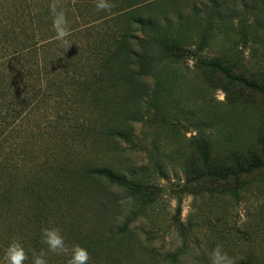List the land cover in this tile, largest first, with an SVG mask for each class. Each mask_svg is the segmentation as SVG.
Instances as JSON below:
<instances>
[{
  "label": "rangeland",
  "instance_id": "obj_1",
  "mask_svg": "<svg viewBox=\"0 0 264 264\" xmlns=\"http://www.w3.org/2000/svg\"><path fill=\"white\" fill-rule=\"evenodd\" d=\"M143 1L151 3L140 14L161 19L173 12L185 11L201 0H110L116 5L111 11L119 5L128 7ZM219 1L224 3L226 14L222 21L214 23L205 55L209 59L222 58L230 64L238 60L242 66L238 72L262 87L263 92L248 85L234 87L239 97L231 100L232 96L224 91L229 86L228 79L210 70H187L185 78L174 76L166 82L171 88V101L191 107L198 118H206L209 113L219 124L214 148L226 159V168L211 165L205 169L197 155L184 150L187 144L182 142V136H194L196 131L192 127L175 126L173 130L161 132V128L135 123L130 142L108 137L103 131L124 129L129 126L131 115L143 112L140 98L145 87L141 83H122L111 96L115 97L113 103L111 100L109 108L103 112L104 121L93 119L90 131L73 141L66 138L67 144L63 140L55 149H51L53 127L44 126L41 118V124L37 118H30L24 133L15 130L17 126L4 130L0 137L3 179L8 177V170L26 166L32 190L49 197H52V189L46 183L51 179L57 181L60 195L44 212L47 222L44 225L43 221L42 225L60 228L68 245L93 240L97 248L93 249L94 255L111 264H161L159 261L166 253L183 249L185 241L187 257L181 264H210L209 253L217 244H222L235 264H264V46L244 43L237 36V21L226 17L232 9V0ZM245 3L249 6L248 12L254 8L258 24L264 30V0H245ZM235 5L238 13L244 12V3ZM260 34L264 38V31ZM188 65L192 69V62ZM199 101H203V105ZM35 122L39 124L34 125ZM49 154L48 160L55 165L48 169L42 163ZM254 159L261 162V168L250 169ZM102 167L154 185L153 208L141 215L137 209L142 206L127 200L125 192L86 175L89 169ZM161 169L165 177H161ZM185 170L189 175H185ZM211 174L232 175L224 182L212 178ZM24 181L25 178L20 179L15 187L21 189ZM68 199L73 200L71 206L74 207L65 204ZM26 200L28 197L21 196L18 201L28 203ZM105 201H109L108 210H105ZM178 202L180 215L176 216ZM134 212L138 218L130 224L132 231L126 229L112 236ZM233 225L250 232L251 240L227 235ZM34 226L29 223L19 230L16 228L13 235L8 230H0V264H4L7 246L13 240L22 244L23 235L32 232ZM22 246L26 253L30 252L28 247ZM200 253L203 255L198 256ZM69 258L70 253H48L47 256L48 264H67ZM25 264H31V257Z\"/></svg>",
  "mask_w": 264,
  "mask_h": 264
},
{
  "label": "trees",
  "instance_id": "obj_2",
  "mask_svg": "<svg viewBox=\"0 0 264 264\" xmlns=\"http://www.w3.org/2000/svg\"><path fill=\"white\" fill-rule=\"evenodd\" d=\"M51 3L53 0H0V137L4 130L15 126V130L24 133L30 118H41L44 126L53 127L51 149H55L63 144V140L67 144L66 138L70 137L73 141L80 134L90 131L93 119L104 121L106 116L103 112L109 108L111 100L113 103L115 97L111 96L122 83H141L145 87L140 98L144 104L143 112L131 115L128 119L130 124L124 129L110 128L103 132L110 138L128 143L134 135L135 123L161 128V132L173 130L175 126L192 127L196 131L194 136H182V142L187 144L184 150L197 155L205 169L211 165L218 169L226 168V159L221 158L214 148L219 124L209 113L206 118H198L191 107L171 101V88L166 82L174 76L185 78L187 70H210L228 79L229 86L224 91L232 96L231 100L239 97L234 87L248 85L263 92L262 87L238 72L242 69L238 60L230 64L222 58L209 59L205 55L214 23L222 21L226 14L223 2L201 0L185 11L179 10L159 19L140 14L151 2L143 1L128 7L119 5L108 13L96 9V0H59L71 28L68 37L70 47L61 46L55 39L53 15L49 8ZM237 3H244L243 13L235 10ZM230 4L232 9L226 17L237 21V36L244 43L264 46V38L260 34L264 30L258 24L254 8L248 12L245 0H232ZM200 26L202 28L195 32ZM189 61L193 64L192 69H189ZM199 102L201 105L204 103ZM206 105L210 106L209 103ZM86 122H89L88 126ZM50 158L49 154L42 166L49 169L55 165L54 161L48 160ZM3 165L0 159V230H8L13 235L16 228L19 230L34 223L36 226L32 232L22 238V244L28 247L31 257L32 250L46 249V245L41 243L42 223L45 221L46 225L44 212L60 195L58 183L52 179L46 183L52 189V197L36 193L28 180L31 177H28L26 166H16L15 171L13 168L8 170V177L3 179ZM261 167V162L255 159L250 165L252 170ZM159 173L161 177L166 176L162 169ZM184 173L189 175L186 170ZM206 173L209 174L208 171ZM86 175L125 192L127 200L142 206L137 209L141 215L153 208L154 198L151 195L155 187L150 182L136 177L126 178L105 167L89 169ZM216 175L211 174V177L226 182L232 174ZM23 178V187L16 188V182ZM40 179L43 180V177ZM93 190L97 191L96 188ZM21 196L28 197V203H20ZM72 203V199L65 202L69 206ZM109 206V201H105V210ZM179 215L178 202L176 216ZM137 216L134 212L112 236H118L126 229L131 230L130 224ZM7 222L9 224L4 225ZM230 234L239 240H251L250 232L240 225L231 226L227 232V235ZM75 244L92 254L88 264H111L94 255L93 249L97 248L93 240ZM186 246L183 241V249L166 253L159 262L184 263L182 259L187 257Z\"/></svg>",
  "mask_w": 264,
  "mask_h": 264
},
{
  "label": "clouds",
  "instance_id": "obj_3",
  "mask_svg": "<svg viewBox=\"0 0 264 264\" xmlns=\"http://www.w3.org/2000/svg\"><path fill=\"white\" fill-rule=\"evenodd\" d=\"M110 0H96L95 7L98 11L110 13L115 7ZM53 15V30L55 31V39L61 46H71L68 37L71 35L69 21L62 7L59 5V0H53L49 5ZM41 243L46 245L45 250H32L31 264H48V253L55 255H68L70 258L67 264H88L90 260L89 252L79 244L68 245L64 236L61 234V229L58 227H43L41 229ZM4 264H25L29 260V255L26 253L22 244L13 240L5 249ZM210 264H235V260L231 257L222 244H217L209 253Z\"/></svg>",
  "mask_w": 264,
  "mask_h": 264
}]
</instances>
